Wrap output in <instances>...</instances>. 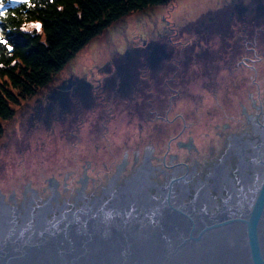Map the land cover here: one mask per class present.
<instances>
[{"label": "flooded vegetation", "instance_id": "obj_1", "mask_svg": "<svg viewBox=\"0 0 264 264\" xmlns=\"http://www.w3.org/2000/svg\"><path fill=\"white\" fill-rule=\"evenodd\" d=\"M237 9L240 18L236 19L244 23L233 25L235 30H222V48L216 51L220 57L204 59L206 50L196 45L186 59L192 68L189 73L149 74L145 80L149 84L158 80L159 85L150 91L128 84L116 88L120 98L111 123L118 125L127 114L130 131L123 143L129 155L125 154L115 171L107 163L99 166L89 196L73 189L68 198L75 204L66 200L60 204L59 199L52 208L82 210L92 205L89 201H100L103 209L123 195L130 198L151 192L164 198L170 189L175 199L200 207L207 203L241 211L250 202L264 178V0H238ZM177 64L179 67L181 62ZM62 85L67 88L50 91L51 101L60 100L59 96L70 101L80 95L75 76ZM146 108L156 113L153 122L149 114L144 115ZM209 117L213 119L204 122ZM112 135L119 138L114 132ZM33 192L21 203L12 195L10 203L15 206H1L0 213L8 210L19 223L22 215H37L40 208L47 215L53 212L51 203H38L40 195ZM61 219L69 221L71 217ZM47 220L53 222L52 216Z\"/></svg>", "mask_w": 264, "mask_h": 264}, {"label": "water", "instance_id": "obj_2", "mask_svg": "<svg viewBox=\"0 0 264 264\" xmlns=\"http://www.w3.org/2000/svg\"><path fill=\"white\" fill-rule=\"evenodd\" d=\"M125 154L122 141L120 160L110 164L113 171ZM108 159L106 153L102 165ZM98 169L92 156L83 157L77 169L57 161L45 174L37 173L36 183L27 173L21 189L0 184V207L15 206L12 195L21 203L33 191L40 195L38 203L50 202L51 208L59 199L75 204L68 196L73 189L89 196ZM249 201L241 211L200 207L175 199L170 189L164 198L151 192L123 195L103 209L100 201L75 211L54 207L49 215L40 208L19 223L3 209L0 264H264V178Z\"/></svg>", "mask_w": 264, "mask_h": 264}, {"label": "rangeland", "instance_id": "obj_3", "mask_svg": "<svg viewBox=\"0 0 264 264\" xmlns=\"http://www.w3.org/2000/svg\"><path fill=\"white\" fill-rule=\"evenodd\" d=\"M237 3L238 0H170L144 13L127 15L93 40L78 52L55 86L17 107L14 120L4 125L5 137L0 140V184L21 189L27 173L36 183L37 173L45 174L57 161L64 168L77 169L85 156L94 160L97 157L98 166L106 153L108 165L120 160L122 141L130 127L126 113L123 115L127 118L118 125L111 123L110 116L120 98L116 88L128 84L141 88L140 91H150L159 85L158 80L152 84L145 80L149 74L178 70L189 73L192 68L186 59L193 55L196 45L206 50L204 59L220 57L221 53L216 51L222 48V30H235L233 25L244 23L236 19L240 18ZM36 25L39 23L33 22L27 28L35 29ZM155 47L160 55L149 58ZM73 76L81 89L80 95L70 101L61 96L60 100L51 101L50 91L61 88ZM67 94L73 97L71 92ZM126 105L127 102L122 104ZM144 111L151 121L155 119V112L147 108ZM38 116L42 118L36 119ZM78 124L80 129H76Z\"/></svg>", "mask_w": 264, "mask_h": 264}, {"label": "trees", "instance_id": "obj_4", "mask_svg": "<svg viewBox=\"0 0 264 264\" xmlns=\"http://www.w3.org/2000/svg\"><path fill=\"white\" fill-rule=\"evenodd\" d=\"M170 0H28L9 3L0 17V140L17 107L55 86L79 51L127 15ZM39 23V29L27 28ZM157 47L150 50L155 57Z\"/></svg>", "mask_w": 264, "mask_h": 264}, {"label": "snow or ice", "instance_id": "obj_5", "mask_svg": "<svg viewBox=\"0 0 264 264\" xmlns=\"http://www.w3.org/2000/svg\"><path fill=\"white\" fill-rule=\"evenodd\" d=\"M28 0H9V3H27ZM6 8V5L4 3V0H0V17H3L6 15V12L3 11ZM37 29H39V25L35 26ZM0 42L2 41V38H0Z\"/></svg>", "mask_w": 264, "mask_h": 264}]
</instances>
